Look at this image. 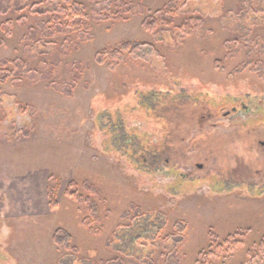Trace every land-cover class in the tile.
<instances>
[{"label":"rangeland","instance_id":"obj_1","mask_svg":"<svg viewBox=\"0 0 264 264\" xmlns=\"http://www.w3.org/2000/svg\"><path fill=\"white\" fill-rule=\"evenodd\" d=\"M0 1V69L31 66L0 82L2 263L264 264V0H186L173 19L176 0H74L91 18L82 39L53 31L63 0ZM128 43L117 67L104 60ZM116 133L145 145L147 166L109 144Z\"/></svg>","mask_w":264,"mask_h":264},{"label":"trees","instance_id":"obj_2","mask_svg":"<svg viewBox=\"0 0 264 264\" xmlns=\"http://www.w3.org/2000/svg\"><path fill=\"white\" fill-rule=\"evenodd\" d=\"M112 3V2H111ZM63 7H60V5H53L52 7V12L54 13L52 15L53 17V21H54V30L53 31H58L61 33H65V34H75L77 39H82L83 37H85L87 35V31L90 29V22H91V18L90 16L87 14V6L83 5V4H77L74 0H63ZM111 5H114V7L116 9H122V7L124 6L123 2L120 1H116L114 3H112ZM184 5H186V0H176L174 2H172V4H169L164 12H166L167 14H169L171 16V19L175 18V17H179L180 16V12L181 10L184 8ZM14 7L21 12V10L26 9V7L21 6L20 3H16L14 4ZM92 8L94 9L95 13L97 11L96 5L93 4ZM0 10L3 11L4 13L7 12L8 8L5 7L3 5V3L0 1ZM109 14L111 15V19L115 20V19H120L122 20L123 17L120 16H116V14L113 13V11L111 9L108 8ZM50 12V11H49ZM119 14V12H118ZM96 18L100 15H98V12L95 14ZM94 15V16H95ZM159 17V15L157 16ZM162 18V16H161ZM160 19V18H159ZM46 24H41L39 25L41 30H45ZM149 28V27H148ZM1 30L3 32H10V26L8 25H2L1 26ZM50 32V30H48ZM38 34L35 31L33 34V38L36 37ZM135 47H133L130 43L128 44H124L121 45L119 47H117L115 50L110 51L107 55V57H104V60L106 58H108V61H110V63L112 65H115L116 67L122 63L124 60L123 58L128 55V54H134L135 52ZM2 68L0 69V82L3 83H8L9 81H12L13 83H17V84H21L22 82H24V78H27L28 76H26V73H28L31 69L30 64H28L27 62H20V60L15 59L12 61H3L1 62ZM168 92L172 93V95H187L189 92L187 91H181V90H172L168 88ZM134 96L140 98V100L143 101V96L142 94H138V90L136 92H134ZM141 96V97H140ZM185 97V96H184ZM145 98V97H144ZM151 97H147L146 102L148 103V100H150ZM145 103V102H144ZM208 116H211V111L210 114ZM109 120H106V122H108ZM120 126L118 128H116V130L122 129V125L123 128L126 130V128L124 127V123H122V120H120ZM120 131V130H119ZM118 131V132H119ZM120 133V132H119ZM115 137L111 138L108 142L111 145H115L116 146H120L119 152H123L124 154L126 153V155H129L130 159H134L137 162H139L142 165H148V160L146 157V147L145 145H143L140 150H138L140 153L137 154L136 153V149L134 150L133 148L136 146L135 143H133V141H128L125 142L123 140V135H120L118 133L113 134ZM159 147L156 148V151L154 152H158L159 151ZM130 151V152H129ZM138 155V156H137ZM154 160H160L161 156L159 154L156 153V156L153 157ZM73 184L69 186L67 195L69 198H71L72 200H74L75 202H79V203H85V200H83L81 197H79L78 191L77 189L74 190L73 188ZM85 190H89V192L94 193L95 195L98 194V191L96 192L95 189H93V187L89 184L84 185L83 187ZM73 189V190H72ZM50 202L54 205H57L58 203H56V192L52 189L50 190ZM84 201V202H83ZM87 203V207H88V212L89 213V218L91 219H97L100 218L101 216V212H99L98 206L96 201L94 200H86ZM55 207V206H54ZM137 210V209H135ZM175 229H177V234H180L177 236L176 241L177 243H181L183 241V236L185 234L186 231V226L182 223V224H177L175 226ZM55 243L57 244V246L61 247L63 246L64 249H68L70 251H75V248H71V244H72V237H70L68 235V233H64L63 231H58L56 232L55 236ZM229 246L232 249L236 248V244L233 241H229ZM262 248H264V243L261 245ZM209 259L205 260L204 264H208ZM115 264V263H114ZM117 264H121V263H117Z\"/></svg>","mask_w":264,"mask_h":264},{"label":"flooded vegetation","instance_id":"obj_3","mask_svg":"<svg viewBox=\"0 0 264 264\" xmlns=\"http://www.w3.org/2000/svg\"><path fill=\"white\" fill-rule=\"evenodd\" d=\"M236 112L239 113L240 110L237 109V110H234V111H233L234 114H235ZM231 115H232V114H231ZM1 260H2V259H0V264H4V263H2L4 260H2V261H1Z\"/></svg>","mask_w":264,"mask_h":264},{"label":"water","instance_id":"obj_4","mask_svg":"<svg viewBox=\"0 0 264 264\" xmlns=\"http://www.w3.org/2000/svg\"><path fill=\"white\" fill-rule=\"evenodd\" d=\"M200 168H202V167L200 166Z\"/></svg>","mask_w":264,"mask_h":264}]
</instances>
